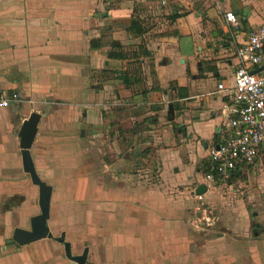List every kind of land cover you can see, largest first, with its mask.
I'll return each instance as SVG.
<instances>
[{
    "label": "crops",
    "instance_id": "1",
    "mask_svg": "<svg viewBox=\"0 0 264 264\" xmlns=\"http://www.w3.org/2000/svg\"><path fill=\"white\" fill-rule=\"evenodd\" d=\"M159 2L0 0V92L19 96L0 108V264H75L61 234L73 255L88 249L86 264H264V231L244 229L247 209L221 190L204 197L224 202L220 222L192 226L198 164L220 140L229 103L217 85L232 87L236 49L264 24V0ZM32 113L30 156L52 189V238L20 246L14 230H30L40 213L18 137Z\"/></svg>",
    "mask_w": 264,
    "mask_h": 264
},
{
    "label": "built area",
    "instance_id": "2",
    "mask_svg": "<svg viewBox=\"0 0 264 264\" xmlns=\"http://www.w3.org/2000/svg\"><path fill=\"white\" fill-rule=\"evenodd\" d=\"M167 2L160 0V7L165 8ZM224 17L230 28H238L233 13H225ZM236 56L239 65L233 75L232 87L225 89L223 84L217 85L219 91L227 93L229 101L223 106L225 120L221 124V138L206 148L203 183L192 190L196 202L192 226L199 231L210 230L219 221L214 207L204 202L206 194L231 188L237 177L247 178L248 169L264 168V24L248 35L236 49ZM259 68L263 70L251 73ZM18 98V94L0 92V108L8 107ZM167 104L163 98V107ZM200 185L206 190L196 195L195 190Z\"/></svg>",
    "mask_w": 264,
    "mask_h": 264
},
{
    "label": "water",
    "instance_id": "3",
    "mask_svg": "<svg viewBox=\"0 0 264 264\" xmlns=\"http://www.w3.org/2000/svg\"><path fill=\"white\" fill-rule=\"evenodd\" d=\"M263 70L259 68L252 71V74H257ZM174 117L173 105L170 104L167 109V118L172 121ZM40 116L36 113H32L26 121L23 122L19 131V148L21 150V161L23 172L28 174L33 185L38 187V207L40 213L30 219V230L15 229L12 236V242L17 245L24 246L45 238H52L49 233L47 221L49 219L50 200H51V187L43 183L37 176L33 162L30 156V149L37 133V125ZM206 188L204 185H200L196 188L195 194L200 195L205 192ZM255 216V215H254ZM258 226V225H256ZM256 235V234H255ZM58 243L63 245L64 255L69 261L75 264H86L88 249H84L81 255H73L71 252V246L65 241L64 234L57 239Z\"/></svg>",
    "mask_w": 264,
    "mask_h": 264
},
{
    "label": "rangeland",
    "instance_id": "4",
    "mask_svg": "<svg viewBox=\"0 0 264 264\" xmlns=\"http://www.w3.org/2000/svg\"><path fill=\"white\" fill-rule=\"evenodd\" d=\"M166 123L167 122L164 121L163 125H167ZM173 132L174 134L177 133L175 128L173 129ZM198 167H200L201 171H203L205 166L203 165V163L200 162L198 164ZM203 175L204 174H202V176ZM248 178L249 179L251 178L250 183H249ZM231 189H232V192L230 189L228 190L226 188L221 190L222 192H224V194H222L223 197H225L230 202L231 208L233 209H245L246 208L247 209L246 215L244 216V220L237 219V222L240 221V225L244 226V229H248V232L251 235L254 232H263L264 231V168L260 169L259 177H254L251 175V173H249L247 178H245V181L244 182L242 181L241 186L236 185L235 187H232ZM228 191L231 192L230 195L232 197H230V195H227ZM208 194H206L205 197H207ZM247 197H250V198L248 200H245V198ZM220 203L221 204L217 203L216 205H210L214 207V209L217 212L218 217L220 216L219 212L223 210V207L221 205H224V202H220ZM253 213L257 214L256 217H253ZM256 223L259 225V228L257 229L254 227ZM59 236H60V233L53 235V237L55 238Z\"/></svg>",
    "mask_w": 264,
    "mask_h": 264
},
{
    "label": "trees",
    "instance_id": "5",
    "mask_svg": "<svg viewBox=\"0 0 264 264\" xmlns=\"http://www.w3.org/2000/svg\"><path fill=\"white\" fill-rule=\"evenodd\" d=\"M177 16H179V15L176 14V15H173L172 17L175 19V18H177ZM140 28L141 27H140V24L138 22V19H133L131 22V26L129 28V31L132 33L134 32L137 35H140L142 32V30H140ZM110 57L111 58H121V56L114 54V53H111Z\"/></svg>",
    "mask_w": 264,
    "mask_h": 264
}]
</instances>
